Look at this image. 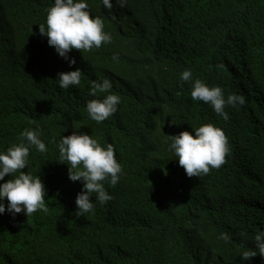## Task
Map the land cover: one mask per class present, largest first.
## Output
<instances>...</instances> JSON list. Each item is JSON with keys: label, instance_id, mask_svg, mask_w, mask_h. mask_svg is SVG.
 I'll use <instances>...</instances> for the list:
<instances>
[{"label": "trees", "instance_id": "1", "mask_svg": "<svg viewBox=\"0 0 264 264\" xmlns=\"http://www.w3.org/2000/svg\"><path fill=\"white\" fill-rule=\"evenodd\" d=\"M53 3L0 0V151L39 129L46 152L31 147L22 171L40 176L49 206L13 216L5 198L0 264H264L259 253L239 254L264 230V0H113L111 10L88 0L112 40L70 50L71 65L39 33ZM76 68L81 83L61 89L58 73ZM186 68L192 80L182 82ZM105 78L121 102L97 123L85 105L96 98L92 81ZM197 78L245 103L226 106L224 120L192 100ZM208 123L224 131L229 152L219 168L189 177L167 135ZM74 131L112 143L123 168L104 185L113 199L79 217L82 182L57 161L60 136Z\"/></svg>", "mask_w": 264, "mask_h": 264}, {"label": "clouds", "instance_id": "2", "mask_svg": "<svg viewBox=\"0 0 264 264\" xmlns=\"http://www.w3.org/2000/svg\"><path fill=\"white\" fill-rule=\"evenodd\" d=\"M124 7L127 0H116ZM104 8L111 10L113 0H102ZM39 33L47 36V43L54 47L59 56L71 64L74 57L68 53L72 49L91 51L112 40L109 32L104 31V23L99 16L90 14L88 0H54L48 8L46 24H39ZM113 60L118 54H113ZM82 71L75 70L58 73L57 80L61 89H67L81 83ZM179 80H192L190 69L179 74ZM112 88L109 79L92 81L90 95L96 97L86 102L85 108L91 120L100 123L112 116L121 102V97L108 90ZM99 93H107L100 98ZM191 98L203 101L224 120L229 119L226 106L243 105L245 98L241 94L225 92L219 85L209 86L200 79L192 83ZM194 134L182 130L178 134L167 135L170 139L168 150L178 164L184 168L189 177L208 174L210 168H219L225 162L229 152L228 138L224 131L211 123L195 127ZM23 142L14 143L6 151H0V214L6 210L11 215L23 212L26 217L38 210L48 213L49 206L45 201L46 189L39 175L22 171L28 166L31 147L41 153L46 152V145L40 138L39 129H24L20 132ZM59 158L57 161L68 165V178L82 182V189L75 197V215L81 216L95 211V203L101 205L113 199L106 190L105 183L115 186L123 175V168L118 162L112 143L102 145L96 138L87 133L73 132L61 135L57 144ZM6 174L10 178L4 180ZM94 197V199L90 198ZM219 238L225 241L231 237L224 232ZM254 247H248L240 256L247 260L258 253L264 256V230L257 231L253 237Z\"/></svg>", "mask_w": 264, "mask_h": 264}, {"label": "bare ground", "instance_id": "3", "mask_svg": "<svg viewBox=\"0 0 264 264\" xmlns=\"http://www.w3.org/2000/svg\"><path fill=\"white\" fill-rule=\"evenodd\" d=\"M215 264V263H214Z\"/></svg>", "mask_w": 264, "mask_h": 264}]
</instances>
